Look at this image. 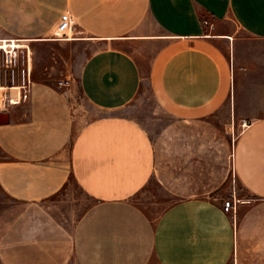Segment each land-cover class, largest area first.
I'll list each match as a JSON object with an SVG mask.
<instances>
[{
	"label": "crops",
	"instance_id": "1",
	"mask_svg": "<svg viewBox=\"0 0 264 264\" xmlns=\"http://www.w3.org/2000/svg\"><path fill=\"white\" fill-rule=\"evenodd\" d=\"M229 21L246 41L207 32ZM0 40L24 55L93 48L69 88L32 79L24 101L0 85V191L19 207L0 212V264H264V0H0ZM143 87L178 122L161 146L119 114ZM229 100L248 123L233 151L248 195L235 227L222 201L197 195L152 221L135 197L153 179L186 187L210 164L211 118ZM73 182L79 202L56 203Z\"/></svg>",
	"mask_w": 264,
	"mask_h": 264
},
{
	"label": "rangeland",
	"instance_id": "2",
	"mask_svg": "<svg viewBox=\"0 0 264 264\" xmlns=\"http://www.w3.org/2000/svg\"><path fill=\"white\" fill-rule=\"evenodd\" d=\"M70 24V23H69ZM211 24L207 25L208 33L229 32L235 39L246 41L247 37L242 33L235 23L229 21L227 23H218L215 28H211ZM71 37V33L69 32ZM16 44V43H15ZM20 45V43H17ZM21 46V45H20ZM17 47V46H16ZM21 48H26L21 46ZM93 48L85 45L67 44V43H50L35 48H30L32 58V79L39 82H44L53 86H57L60 80L66 78L69 74H73L83 64ZM18 52V63L16 67L9 68L4 62V53L0 51V85L13 87L20 85L22 82L21 71L24 69L23 56L24 49ZM26 52V51H25ZM75 68V69H74ZM12 69H15V83H13ZM74 69V70H73ZM232 97V96H231ZM230 100L227 101L221 111L220 116L211 118L212 122L217 125L219 131V142L215 150L217 156L214 157L210 164H206L203 160V165L200 167V172L192 171L187 178L186 187L167 188L160 180L153 179L150 184L135 197L134 201L147 216L156 221L170 207L178 201L186 199L187 195H197L199 197H207L211 200L218 199L223 203L229 199H236L238 205L247 200L248 195L242 190L233 167V151L235 141L241 131L242 120L234 119L229 114ZM119 114L131 117L138 121L161 146V139L171 127L178 126L177 120L167 114L160 108L159 103L154 98L148 87H143L141 93L127 110ZM94 113L89 119L97 117ZM175 131V130H174ZM223 143V145H222ZM209 142H202V148H207ZM211 148V146L209 147ZM223 149V150H222ZM224 151V160L221 157ZM190 180V181H189ZM71 185V197H67V193L63 192L61 198L54 201L69 206L77 204L81 199L76 196L77 187L73 182ZM18 211L19 207L7 200L0 191V212ZM151 264H157L155 260Z\"/></svg>",
	"mask_w": 264,
	"mask_h": 264
},
{
	"label": "built area",
	"instance_id": "3",
	"mask_svg": "<svg viewBox=\"0 0 264 264\" xmlns=\"http://www.w3.org/2000/svg\"><path fill=\"white\" fill-rule=\"evenodd\" d=\"M66 22V21H65ZM71 23V20L67 21L68 25ZM64 24V22H63ZM206 25L208 23L205 22ZM64 34H61L59 30H57V33L55 35L56 38H63ZM7 43V44H6ZM13 43H16L15 40H0V51H3L4 53V62L7 67L12 68L13 66L16 67L18 63V50H19V45L16 43V48L13 47ZM23 65L24 69L21 71V76H22V82L20 85H14L12 88L17 89L20 91L21 98L26 101L29 98V93H30V86L32 83V58H31V53L29 50H27V54L23 56ZM15 69H12V76H13V83H15ZM71 86V80L70 79H63L60 80L57 83V88L59 89H66ZM248 123L246 120L242 121V127L243 129L247 128ZM238 202L236 199L232 198L224 202V211L226 213H229L232 215L233 218V224L235 227L236 224V219H237V214H238Z\"/></svg>",
	"mask_w": 264,
	"mask_h": 264
},
{
	"label": "water",
	"instance_id": "4",
	"mask_svg": "<svg viewBox=\"0 0 264 264\" xmlns=\"http://www.w3.org/2000/svg\"><path fill=\"white\" fill-rule=\"evenodd\" d=\"M7 118H9L7 113H0V125L7 123L5 122Z\"/></svg>",
	"mask_w": 264,
	"mask_h": 264
},
{
	"label": "bare ground",
	"instance_id": "5",
	"mask_svg": "<svg viewBox=\"0 0 264 264\" xmlns=\"http://www.w3.org/2000/svg\"><path fill=\"white\" fill-rule=\"evenodd\" d=\"M68 40H71V38L70 39H68ZM7 44V43H6ZM13 47H15L16 48V44L15 43H13ZM18 92V91H17ZM15 93V92H14ZM16 95V94H15ZM14 95V96H15ZM15 97H17V95L15 96ZM17 100V99H16Z\"/></svg>",
	"mask_w": 264,
	"mask_h": 264
}]
</instances>
